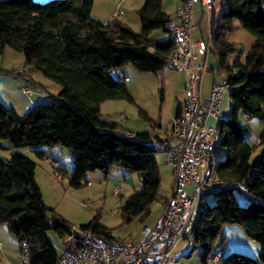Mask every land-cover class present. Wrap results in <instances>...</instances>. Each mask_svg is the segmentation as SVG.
Here are the masks:
<instances>
[{
    "label": "trees",
    "instance_id": "16d2710c",
    "mask_svg": "<svg viewBox=\"0 0 264 264\" xmlns=\"http://www.w3.org/2000/svg\"><path fill=\"white\" fill-rule=\"evenodd\" d=\"M161 2L144 0L136 11L141 30L135 33L122 22L103 23L91 17L93 0H0V51L8 47L21 53L31 73L59 87L56 96H48L23 115L0 101V151L4 150L2 141L8 142L6 150L10 151L7 158L0 156V225L7 227L19 246L27 245L24 264H58L47 232L52 230L62 238L72 235L73 228L44 205L35 181L36 164L23 149L43 160L45 149L64 148L72 158L69 186L74 189L86 182L89 173L107 176L122 169L128 176L135 174L141 189L121 208L125 224L147 217L157 201L159 151L152 142L161 140L147 132L124 133L115 122L101 118L100 106L111 100L132 102L124 83L125 67L152 74L167 67L174 45L170 38L173 22ZM221 2L219 21L214 20V10L211 15V44L227 78L231 102L230 117L217 124L224 156L214 178L222 187L211 194L212 206L197 211L191 228L195 248L188 256L202 249L201 262L207 264L222 228L238 225L259 245L257 259L232 252L221 264H264V132L251 147V129L240 122L241 115L264 120V0ZM236 22L253 37L243 60L242 50L226 41ZM155 31L167 39H151ZM231 55L238 56L232 64ZM179 111L180 107L176 117ZM254 148L260 153L251 160ZM55 172L66 175L63 168ZM236 192L247 196L246 206L238 204ZM80 231L116 240L96 219Z\"/></svg>",
    "mask_w": 264,
    "mask_h": 264
},
{
    "label": "rangeland",
    "instance_id": "374dc122",
    "mask_svg": "<svg viewBox=\"0 0 264 264\" xmlns=\"http://www.w3.org/2000/svg\"><path fill=\"white\" fill-rule=\"evenodd\" d=\"M43 3L46 0H34ZM144 0H93L91 8V17L101 22L109 21V17L114 13L123 15L122 21L132 31L140 33V23L136 15V11L142 6ZM162 7L167 14H172L180 8V0H162ZM222 8L221 0H215L213 5L214 20L219 21ZM194 24H199L201 34L199 40L204 41L208 49L205 59V66L214 69L205 71L201 77V94L202 97L209 94L213 78L219 81V64L216 54L211 44V18L204 10L201 12V6L195 7ZM235 28L226 35V41L235 45L242 51H248L253 43V37L244 31L239 23L236 22ZM202 36V38H201ZM166 37L160 31L151 34V39L162 42ZM238 58L237 55H231L228 61L232 64ZM243 60V57H241ZM195 63H202V57L196 56ZM28 71L35 74V82L39 84L49 83L54 88H46V92L50 96H56L54 92L59 89L58 86L48 81L39 74L31 73L25 66L23 55L6 47L0 51V83L3 85L0 92H7L8 97L16 99L15 111L18 115L28 112L25 105L12 94V92H21L22 73ZM18 73V77L13 73ZM125 76L124 83L132 99V102L126 100L105 101L100 106V116L103 120L115 122L124 133H149L151 135L158 134L164 136L170 130L172 119L175 115L178 103L184 99L185 75L181 72L165 67L157 74L141 73L134 70L131 66L125 67L123 70ZM20 75V76H19ZM14 76V78H12ZM38 81V82H37ZM13 84H12V83ZM8 84V85H5ZM45 88V87H44ZM7 90V91H6ZM29 91V89H28ZM27 91V92H28ZM6 93V94H7ZM11 93V94H10ZM48 97V96H47ZM231 102L229 93L226 91L223 96L220 120L224 121L230 117ZM3 143H8L2 141ZM255 139L250 135L248 144L254 147ZM214 151L210 161L211 176L215 175L216 165L224 156V151L219 148V135L214 139ZM53 157L60 160L66 173L61 181L53 182V171L49 166H45L40 160L36 159L31 150L23 149L22 153L28 158L34 160L36 167V180L40 189L44 205L52 209L54 214L72 226V235L59 237L52 230L47 232V239L53 246L57 255L64 250L74 249L75 241L81 234L80 227L88 224L93 219L107 228L116 240H132L136 242L139 233L145 226H152L158 219L162 211V202L170 196L172 188V172L170 166L166 163L163 153L158 152L156 162L159 171L160 186L158 190V199L149 209V215L145 218L137 217L129 224H125L121 214V208L129 200V198L141 189V183L135 174L127 175L122 169H114L107 176L100 172L89 173L85 177V181L79 189L69 186V178L72 173L73 163L68 152L62 147H56ZM62 151L64 156H60ZM260 153L259 148H254L252 158H256ZM209 163L204 169L199 170V177L202 180ZM87 183L89 185H87ZM9 188H6L8 190ZM117 192L116 194L114 192ZM234 197L239 205L246 206L248 198L245 194L236 192ZM84 204L89 206L84 207ZM213 205V196L207 195L202 198V204L199 209ZM195 246L192 242L191 229L187 237L181 240L171 252V256L178 258V264H203L201 262L203 250L198 249L188 256L189 252ZM259 245L249 240L241 227L238 225H230L222 228L218 239L212 247V256L220 254L218 264L221 259L232 252H236L254 259H257ZM207 264H209L207 262Z\"/></svg>",
    "mask_w": 264,
    "mask_h": 264
},
{
    "label": "built area",
    "instance_id": "2783aa9c",
    "mask_svg": "<svg viewBox=\"0 0 264 264\" xmlns=\"http://www.w3.org/2000/svg\"><path fill=\"white\" fill-rule=\"evenodd\" d=\"M197 5L211 17L214 0H181L176 23L170 27L174 45L167 58V67L185 75V101L172 121L167 137L160 142H152L164 154L173 181L170 196L162 202L160 216L153 226L142 228L136 242L110 240L89 231L81 232L77 249L64 250L58 255V264H178V258L171 256V252L194 225L200 200L222 187V183L211 176L210 161L228 84L219 69V81L211 85L205 99H200L201 76L208 68L205 62L195 63L196 56L205 57L207 54L205 43L193 41ZM122 19L119 13L109 17L111 22ZM245 55L246 52L242 51L241 56ZM208 120L214 121V125H209ZM45 161L51 164L49 158ZM207 163L208 169L201 180L199 170L204 169ZM61 177L55 173L52 181L59 182ZM220 257V254L209 256L207 262L218 264ZM27 261V245L22 243L19 262L24 264Z\"/></svg>",
    "mask_w": 264,
    "mask_h": 264
},
{
    "label": "crops",
    "instance_id": "0c3cea01",
    "mask_svg": "<svg viewBox=\"0 0 264 264\" xmlns=\"http://www.w3.org/2000/svg\"><path fill=\"white\" fill-rule=\"evenodd\" d=\"M180 5H181V0H180ZM161 8H162L163 12L165 14H167V12H165L163 7H162V2H161ZM204 10L205 9L201 6L202 14L204 13ZM177 11L178 10L174 11L172 14H167L168 16L171 17V20H172L173 23H176V13H177ZM194 13H195V10H194ZM122 17H123V15H122ZM123 21H124V19H123ZM235 24L233 26V29L236 26ZM194 26H195V28L193 30V41L196 42V43L197 42H203L204 43L203 40L202 41L199 40V34H201L199 24H197V25L194 24ZM135 33H137V32H135ZM201 38H202V36H201ZM166 39H167V36L164 38V40H166ZM207 53H208V49H207ZM206 56H207V54H206ZM206 56L202 57V62H205ZM28 74H29L28 71L27 72L23 71L22 76H21L22 77V84H21L20 88H21V92L22 93L12 92V94L16 95V97L25 105V109H27L26 111L31 109L35 104L47 100V96H50V95H49V93L46 92V90H45L46 88H48V87L54 88L51 85H49V83H46V82L44 84L36 83L35 82L36 75L35 74H30V76H28ZM13 75L18 77V73L17 72L16 73L14 72ZM14 76L12 78H14ZM215 82H217V81H216V79L213 78L212 84L215 83ZM5 85H8V84H5ZM2 86L3 85L0 83V91L3 89ZM184 88H185V83L183 84V90H184ZM28 89H29V91H28ZM54 90H58L57 92H54V93H57V94L59 93V89H54ZM6 93L7 92H5V93L4 92L3 93L0 92V101L5 106L11 107V108H13L15 110V106H16V102L15 101H16V99L12 98V95H11V97H8L9 95H8V93L7 94ZM57 94H55V95H57ZM207 96H208V94H207ZM207 96L202 97V94H201V80H200V99L203 100ZM184 101H185V94H184V99L181 102L178 103L177 108L181 107V105L184 103ZM176 111H177V109H176ZM175 118H176V112H175V115H174L172 121ZM240 122L243 125H245V126H247V127H249L251 129V136L254 137V139L256 141L255 143H257L260 134L262 132H264V120L249 119L246 116L241 115ZM207 123L209 125H214V121H212V120H208ZM170 128H171V126H170ZM169 132H170V130L167 131L163 137L159 136L158 134H154L152 136L153 137H158L160 140H163V139H165L167 137ZM130 134H132V133H130ZM1 145L4 147L3 148L4 150L0 151V156L4 157V158H7L9 156V154H10V151L6 150L8 145L6 143H2ZM54 149H52V150H46L45 149V151L47 153L45 155V158H49L51 160V164H48L45 161V159L40 160V161L45 166L48 165L49 168H50V171H53V173L55 174L56 173L55 169L63 167V164H62V162L60 160H57V159H55L53 157V153H54L53 150ZM56 152L60 153V156H64V154H62V151H56ZM35 164H36V162H35ZM36 167H37V164H36ZM66 175H69V172L66 173ZM35 181H36V184L38 186V182L36 180V168H35ZM154 223H153V225H154ZM145 227H151V226H145ZM76 249H77V246H75L74 249H70V250H76ZM0 263L1 264H20V262H19V245L16 242V240L13 238V236L10 235V233L8 232V229H7V227L5 225H0Z\"/></svg>",
    "mask_w": 264,
    "mask_h": 264
}]
</instances>
